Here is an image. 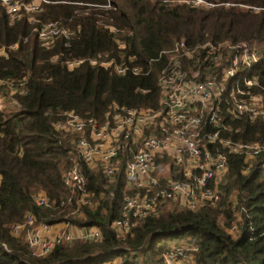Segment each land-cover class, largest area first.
Returning a JSON list of instances; mask_svg holds the SVG:
<instances>
[{"label":"trees","instance_id":"obj_1","mask_svg":"<svg viewBox=\"0 0 264 264\" xmlns=\"http://www.w3.org/2000/svg\"><path fill=\"white\" fill-rule=\"evenodd\" d=\"M205 1L211 6L181 0H46L34 21L24 10L10 21L0 5V47L5 51L0 54V80L25 81V91L12 94L17 104L0 110V264H104L115 259L116 264H163L168 245L184 238L198 246L188 264H264V168L258 160L243 172V158L229 156L218 205L190 211L172 202L124 238L110 226L123 204V170L110 181L99 169L81 165L86 187L98 201L96 207H82L81 214L74 212L75 196L62 182L75 135L56 130L52 123L63 120L68 110L103 122L114 103L158 107L157 78L164 60H149L176 40L183 38L189 45L225 39L258 42L259 60L248 75H257L260 86L254 90L264 92V0ZM47 21L74 33L44 47L35 29ZM114 26L124 33L114 34ZM98 53L143 71L119 75L112 68L93 66L88 58ZM74 59L84 61L69 69L67 62ZM9 92L0 83V96ZM232 125L231 136L237 140H264L261 120L236 119ZM39 191L52 202L49 206L34 203L32 195ZM241 207L244 211L236 212ZM27 212L47 224L97 226L102 239H76L56 245L46 256H35L9 230ZM238 213L241 221L232 235L227 227Z\"/></svg>","mask_w":264,"mask_h":264},{"label":"built area","instance_id":"obj_2","mask_svg":"<svg viewBox=\"0 0 264 264\" xmlns=\"http://www.w3.org/2000/svg\"><path fill=\"white\" fill-rule=\"evenodd\" d=\"M25 3L0 0L10 21L18 18L22 10L29 11L31 3ZM35 30L44 47H51L57 38H69L74 33L57 21L43 22ZM112 30L114 34L122 32L117 27ZM118 45L122 48L124 42L119 40ZM4 52V47H0V54ZM160 59L164 64L158 73L160 95L155 109L114 103L103 122L68 110L63 120L52 123L56 130L75 135L70 163L62 175L63 184L75 196V213L81 214L79 210L84 206L98 204L94 193L86 187L82 164L99 169L110 181L123 170L126 188L123 204L119 216L110 224L121 238L131 234L142 220L157 216L172 202L190 211L218 205L230 155L243 158V172L248 171L255 160L264 168V140L242 141L231 136L235 131L233 120L246 118L249 122H264V92L254 90L260 86L257 75H248L259 60L256 41L225 39L189 45L181 38L149 62ZM83 61L70 60L68 68ZM88 62L112 68L119 75L143 71L141 66L107 59L104 53L89 57ZM0 83L6 85L11 94L25 91L24 79H3ZM32 200L38 206L52 203L44 191L34 193ZM236 205L234 199L233 210ZM241 211L243 207L236 210ZM240 221L238 213L227 231L236 235ZM55 227L27 212L24 219L12 223L9 230L38 257L46 256L61 243L102 239L101 229L94 225L78 227V235L70 229ZM197 250L194 241L168 247L163 253V264H188Z\"/></svg>","mask_w":264,"mask_h":264},{"label":"rangeland","instance_id":"obj_3","mask_svg":"<svg viewBox=\"0 0 264 264\" xmlns=\"http://www.w3.org/2000/svg\"><path fill=\"white\" fill-rule=\"evenodd\" d=\"M42 0H29V3H31V7H29V11L27 9H25L26 13H28V19L31 20V21H34V14L35 12L38 10V7L40 5ZM181 1H184L186 3H192V4H196V5H209L211 6L212 3L210 2H207L205 0H181ZM19 3H23V4H26L23 0H19ZM37 6V8H35ZM105 8H109L110 7V3L108 2L106 5H104ZM35 8V9H34ZM257 9V8H256ZM115 27V26H114ZM112 27H110V30L112 31ZM114 31V30H113ZM124 33L123 29H122V32L121 34ZM130 32H128L127 34H129ZM263 43H264V40H263ZM257 48L259 49V45H258V42H257ZM14 99L12 98V94L11 92H9L8 94L6 95H2L0 96V110H4V109H10V108H13L14 107ZM97 200V199H96ZM53 225H55V229H60V230H69V229H74L76 231V233H74V235H78L79 234V230H78V226L74 225V224H71V223H67L66 221H61V222H56L54 223ZM189 241V239H181L178 243L177 242H172L168 245V247H171V246H182L183 244H187V242ZM117 263V260L115 259L114 262H107V263H104V264H116Z\"/></svg>","mask_w":264,"mask_h":264},{"label":"crops","instance_id":"obj_4","mask_svg":"<svg viewBox=\"0 0 264 264\" xmlns=\"http://www.w3.org/2000/svg\"><path fill=\"white\" fill-rule=\"evenodd\" d=\"M73 233H76V231L74 229H70Z\"/></svg>","mask_w":264,"mask_h":264}]
</instances>
